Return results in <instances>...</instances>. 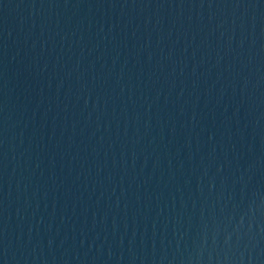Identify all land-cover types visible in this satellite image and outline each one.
I'll list each match as a JSON object with an SVG mask.
<instances>
[{
    "label": "water",
    "instance_id": "95a60500",
    "mask_svg": "<svg viewBox=\"0 0 264 264\" xmlns=\"http://www.w3.org/2000/svg\"><path fill=\"white\" fill-rule=\"evenodd\" d=\"M0 264H264V0H0Z\"/></svg>",
    "mask_w": 264,
    "mask_h": 264
}]
</instances>
